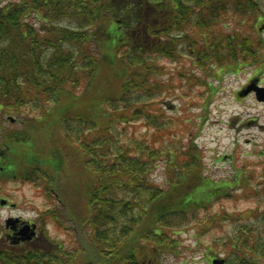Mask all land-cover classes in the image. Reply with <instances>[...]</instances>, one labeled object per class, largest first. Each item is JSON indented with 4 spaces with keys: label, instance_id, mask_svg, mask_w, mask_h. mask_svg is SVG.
Instances as JSON below:
<instances>
[{
    "label": "trees",
    "instance_id": "obj_1",
    "mask_svg": "<svg viewBox=\"0 0 264 264\" xmlns=\"http://www.w3.org/2000/svg\"><path fill=\"white\" fill-rule=\"evenodd\" d=\"M263 13L264 0H0V178L36 183L40 219L74 239L0 248V264H168L180 229L204 221L234 225L213 242L224 264H264V215L207 213L231 188L213 185L196 134L178 140L156 100L164 61L187 57L192 83L260 67L250 33Z\"/></svg>",
    "mask_w": 264,
    "mask_h": 264
},
{
    "label": "rangeland",
    "instance_id": "obj_2",
    "mask_svg": "<svg viewBox=\"0 0 264 264\" xmlns=\"http://www.w3.org/2000/svg\"><path fill=\"white\" fill-rule=\"evenodd\" d=\"M232 23L233 26L237 24L235 17ZM262 24L264 13L259 16L255 33H250V39L262 38L264 42V30H260ZM261 63L260 67L242 68L237 73L223 72L217 79L208 77L200 83L197 81L192 83L187 80L188 77L202 74L189 66L187 57L183 56L176 61H164V77L168 82V90L156 98L158 108L171 122V131L178 140L185 141L188 136L196 134L195 141L204 151L206 175L213 185L226 183L231 188L228 195L212 203L206 210L207 213L239 214L240 222L247 224L262 219L264 215V191L258 185L264 172V101L258 102L253 92L244 97L238 96L237 92L248 86L252 80H257L255 84L258 89H264V58ZM206 82L212 83L207 87ZM9 116L19 121L16 114L11 113ZM13 122L14 120L11 121ZM4 124L8 129H18L9 128L11 125L9 123ZM137 128L140 129V133L145 132L141 126L138 125ZM164 141L168 139L165 138ZM59 158L62 167L63 157L60 155ZM158 162L152 177L155 183L163 184L164 160ZM67 167L68 172L76 170L74 165ZM32 175L37 177L36 173ZM239 178L240 181L245 179L243 185L238 182ZM229 194L239 197L232 198ZM0 198L8 201L7 205H0L1 245L8 242L5 239L8 233L5 229L7 218L33 220L40 212H46V206L49 205L36 183L18 180L15 175L9 180L5 176L0 178ZM10 204L15 206L12 208ZM205 225L209 224L204 221L196 228L192 225L181 228V233L176 238L181 241L180 246L175 253L165 255L166 262L211 264L210 258L215 256L223 258V250H216L213 242L218 243L227 236V233L232 235L234 225L231 221H223L217 228ZM42 226L46 228L48 225L42 220ZM46 230L44 235L50 237L56 244L72 247L71 242L74 239L63 229L50 225ZM43 243L40 242L38 245L49 248Z\"/></svg>",
    "mask_w": 264,
    "mask_h": 264
},
{
    "label": "water",
    "instance_id": "obj_3",
    "mask_svg": "<svg viewBox=\"0 0 264 264\" xmlns=\"http://www.w3.org/2000/svg\"><path fill=\"white\" fill-rule=\"evenodd\" d=\"M250 91L255 92V96L258 101H264V89H258L257 87L254 86V84H251L247 88H245L243 92L241 93V96L248 94ZM1 203L3 204L4 201H2ZM15 222H17V219L10 218L6 221V225L13 226ZM33 228L34 226L32 228H30L28 225L23 226V228L19 232L21 239L22 240L30 239L34 235ZM223 262L224 260H214L213 264H223Z\"/></svg>",
    "mask_w": 264,
    "mask_h": 264
},
{
    "label": "flooded vegetation",
    "instance_id": "obj_4",
    "mask_svg": "<svg viewBox=\"0 0 264 264\" xmlns=\"http://www.w3.org/2000/svg\"><path fill=\"white\" fill-rule=\"evenodd\" d=\"M260 28H264V25H262ZM37 229H38V227H37ZM37 229H36V231H37ZM19 244H22V243H19Z\"/></svg>",
    "mask_w": 264,
    "mask_h": 264
}]
</instances>
